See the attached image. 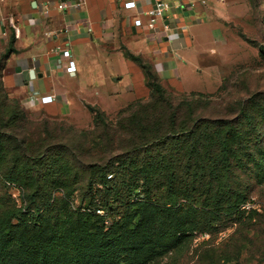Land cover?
Returning <instances> with one entry per match:
<instances>
[{
  "label": "trees",
  "instance_id": "trees-1",
  "mask_svg": "<svg viewBox=\"0 0 264 264\" xmlns=\"http://www.w3.org/2000/svg\"><path fill=\"white\" fill-rule=\"evenodd\" d=\"M15 50L11 35L0 53V264H153L233 226L181 264H246V253L264 263L260 212L246 205L264 178V97L239 100L233 117L202 113L204 93L176 102L153 65L127 50L147 99L116 121L89 105L93 129L58 114L33 120L3 85Z\"/></svg>",
  "mask_w": 264,
  "mask_h": 264
},
{
  "label": "crops",
  "instance_id": "crops-1",
  "mask_svg": "<svg viewBox=\"0 0 264 264\" xmlns=\"http://www.w3.org/2000/svg\"><path fill=\"white\" fill-rule=\"evenodd\" d=\"M124 1L85 0L78 7L45 11L34 0H0V53L11 35L16 48L3 70L8 94L32 113L45 108L74 122L82 114L93 121L89 105L118 113L150 94L143 69L127 57V50L148 60L162 85L176 79L194 85L187 78L201 75L198 42L216 10L234 2L169 0V27L160 22L150 30L134 24L140 9L125 8ZM139 1L142 9L154 4ZM180 2L186 4L183 10L177 7ZM59 43L71 50L75 72H67L68 58L55 51ZM188 63H193L191 71L184 68ZM43 96L51 100L43 102Z\"/></svg>",
  "mask_w": 264,
  "mask_h": 264
},
{
  "label": "rangeland",
  "instance_id": "rangeland-1",
  "mask_svg": "<svg viewBox=\"0 0 264 264\" xmlns=\"http://www.w3.org/2000/svg\"><path fill=\"white\" fill-rule=\"evenodd\" d=\"M210 24V29L204 32L197 47L201 75L187 78L194 85H183V81L176 79L168 83L165 81V87L176 102L191 97V91L202 92L210 100L202 113L233 117L238 113L239 100L264 97V0H234L228 6L221 5L211 16ZM186 65L184 68L188 71L193 69V63ZM106 114L112 121L117 120V113ZM46 117L52 120L55 114L45 108L29 114L33 120ZM74 118L75 122L66 117L69 123L77 127L94 128L92 116L89 118L82 114ZM29 129L30 135L35 137V125H30ZM10 192L20 200L17 188H11ZM249 195L250 201L246 205L258 209L259 220L264 227V178L260 183L252 182ZM234 229L235 226L227 227L212 238L209 234L201 235L194 240L188 254L162 257L153 264H181L183 261L195 260L199 252L196 249L202 241L211 240L219 245ZM242 258L251 260L246 264H264L255 260L250 253L244 254ZM180 259L181 262H178Z\"/></svg>",
  "mask_w": 264,
  "mask_h": 264
},
{
  "label": "built area",
  "instance_id": "built-area-1",
  "mask_svg": "<svg viewBox=\"0 0 264 264\" xmlns=\"http://www.w3.org/2000/svg\"><path fill=\"white\" fill-rule=\"evenodd\" d=\"M37 2L38 6L45 11H48L52 6H55L59 10L68 9L70 7H78L85 2V0H34ZM142 3L139 0H126L124 1L125 8H139L140 11L138 15L134 19V24L139 27H143L145 29L154 30L157 28L158 24L161 22L168 28V24L166 23L167 12L172 7V3L169 0H154V4L148 9H142ZM186 6L185 3L180 2L177 7L181 10ZM55 51L62 54L63 57L68 58L66 70L67 72H75L76 71V62L72 59L71 50L64 46V44H57L55 46ZM43 102H47L51 100L50 96H43Z\"/></svg>",
  "mask_w": 264,
  "mask_h": 264
},
{
  "label": "water",
  "instance_id": "water-1",
  "mask_svg": "<svg viewBox=\"0 0 264 264\" xmlns=\"http://www.w3.org/2000/svg\"><path fill=\"white\" fill-rule=\"evenodd\" d=\"M31 73L33 74V73H34V71L32 70V71H31Z\"/></svg>",
  "mask_w": 264,
  "mask_h": 264
}]
</instances>
